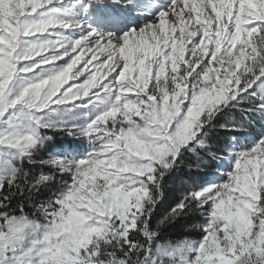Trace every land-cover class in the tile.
<instances>
[{"label": "snow or ice", "instance_id": "obj_1", "mask_svg": "<svg viewBox=\"0 0 264 264\" xmlns=\"http://www.w3.org/2000/svg\"><path fill=\"white\" fill-rule=\"evenodd\" d=\"M108 3L0 0V264H264V0Z\"/></svg>", "mask_w": 264, "mask_h": 264}, {"label": "trees", "instance_id": "obj_2", "mask_svg": "<svg viewBox=\"0 0 264 264\" xmlns=\"http://www.w3.org/2000/svg\"><path fill=\"white\" fill-rule=\"evenodd\" d=\"M231 114H232V111L229 112V110H226L223 113H218L216 119L213 120L212 123L216 124V125L223 123L225 120H228L230 118ZM232 118H235V116L233 114H232ZM223 131H224L223 129H219L218 131H217V129H213L212 131H210L208 134V138H207L208 143L209 144L214 143L217 135L219 133H223ZM198 151H199V149H198ZM186 155L190 157L193 154L187 153ZM174 174L175 173H171L170 176L174 175ZM209 177H207V178H209ZM168 204H169V200H167V199L160 201V203L158 205L160 212L155 214V218L151 222L153 228H155L156 221L159 220L160 216L163 213V210L168 207ZM201 221H202V217H200L199 215H194V216L186 217L184 219H179L177 221H174L172 224L165 226L161 230V233L163 236H166L167 238H170L173 240L180 239L182 236H190L191 238L196 239L199 237V233L194 228L189 230V231H184L183 228L186 224H199V223H201Z\"/></svg>", "mask_w": 264, "mask_h": 264}, {"label": "rangeland", "instance_id": "obj_3", "mask_svg": "<svg viewBox=\"0 0 264 264\" xmlns=\"http://www.w3.org/2000/svg\"><path fill=\"white\" fill-rule=\"evenodd\" d=\"M140 3H141V0H137L136 6L129 5L127 7L123 6L122 4L108 3L104 6L103 10L94 8L86 18L88 19V21L90 23H94L95 21H92L91 18H93V17L100 18V16L102 14L111 13L114 15H120L124 19V24L122 25V30L127 31L129 28L136 27L139 24H142L146 19H150V17L142 16L139 14V12L141 11V8L139 6ZM95 26L98 27V25H95ZM100 26H103V25L99 24V27ZM100 28H104V27H100ZM226 110H228V109H224V112ZM232 114L235 116V118H238V113L236 112L235 109L232 110ZM232 114H231L229 119H233ZM251 132H252L253 136L260 134V133H264V125H262L260 123L255 124L253 126V129L251 130ZM241 142L246 144L248 141L242 139ZM87 147H88L87 142H85L83 145V148L87 149ZM226 164H227V162H225V166H226ZM209 178H211V176ZM45 195H47V192H45ZM202 221H203V217H202Z\"/></svg>", "mask_w": 264, "mask_h": 264}]
</instances>
